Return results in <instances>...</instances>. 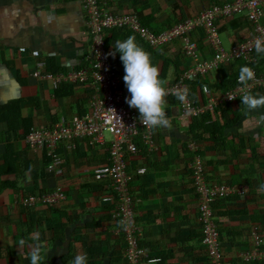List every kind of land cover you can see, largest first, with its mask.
Listing matches in <instances>:
<instances>
[{"label":"crops","instance_id":"obj_1","mask_svg":"<svg viewBox=\"0 0 264 264\" xmlns=\"http://www.w3.org/2000/svg\"><path fill=\"white\" fill-rule=\"evenodd\" d=\"M222 1L100 0L111 11L136 12L154 32ZM81 2L0 0V264H30L25 258L28 249L21 253L16 244L37 233L50 249L45 264H71L77 253H86L88 264H126L121 225L112 217L113 205L102 202L111 191L110 180L98 181L92 174L94 167L107 163L110 135L96 144H88L87 138L61 143V174L47 171L44 152L32 149L25 140L33 127H48L90 108V87L66 80L53 86L51 79L32 75L39 71L55 78L83 67L90 70L92 39ZM216 25L226 49L251 32L244 14L219 18ZM129 35L151 53L167 90L190 64L179 40L156 50L137 34L116 29L108 32L109 52L116 40ZM191 38L200 55L210 58L213 48L201 30L194 29ZM253 56L252 68L264 76V56L256 52ZM111 62L127 90L119 52ZM241 66L249 67V62L231 60L198 76L188 83L190 99L198 104L206 100L203 85L215 96L221 95L239 76ZM252 92L264 94V88ZM166 101L172 129H153V148L137 138L139 150L128 154L127 160L133 176L135 219L142 233L139 244L145 251L142 264H215L201 242L198 199L189 168L194 157L190 142L197 148L207 183L234 185L244 191L212 206L224 254L221 264H264V259L251 256L259 254L251 242L254 231L261 235L264 248V124L259 123L264 108L245 117L242 102L235 101L218 105L212 114L187 117L176 97L169 94ZM139 167L146 170L142 176L135 175ZM57 187L66 197L55 204H21L24 196L53 192Z\"/></svg>","mask_w":264,"mask_h":264},{"label":"built area","instance_id":"obj_2","mask_svg":"<svg viewBox=\"0 0 264 264\" xmlns=\"http://www.w3.org/2000/svg\"><path fill=\"white\" fill-rule=\"evenodd\" d=\"M82 9L87 17V26L91 35V67L71 71L65 77L60 74L54 76L51 73L40 74L34 71V77H47L52 85L58 81H68L77 85H85L91 88L92 97L90 108L82 115H75L69 120H60L51 126L39 128L33 127L25 136L28 145L34 150H41L47 158V171L57 174L63 173V162L58 149L61 143L67 141L88 139V144L105 142V134L110 135L107 161L104 165L94 167L95 180L109 178L111 191L103 196L102 202L113 205L112 217L115 220L125 221L126 227L121 226L124 235L125 248L123 258L126 264H142L144 248L140 246L141 229L138 226L134 204L135 199L130 190L133 176L128 171L130 168L128 154H135L139 147L136 142L140 138L149 148H153L152 130L146 128L139 120V114L134 112L125 102L130 95L121 84L120 75L113 69L109 53L108 32L114 29L137 34L147 46L159 50L162 46L174 40L181 42L183 55L190 62L179 75L176 81L167 91L171 96L173 90L178 87L188 88V83L198 76L212 70H217L224 62L242 60L249 62V67L254 71L255 78L244 89L236 83L219 96L212 94V90L203 85L202 93L206 100L203 103H195L188 96L187 106L178 101L181 113L187 117H198L204 113L215 111V108L223 103L242 100L240 95L244 91L251 92L257 87L264 88V76L257 75L251 64L254 61L253 41L256 37H264V0H223L221 3L202 8L196 15L185 18L165 30L154 32L144 25L139 15L134 11L114 12L104 8L100 0H82ZM236 14H244L251 32L244 40L236 42L226 49L219 37L216 21ZM194 29L202 32L203 38L213 48L210 58H203L191 38ZM38 63V66H41ZM228 95L237 96L236 99H228ZM175 97V96H174ZM189 150L194 153L190 162V177L194 191L198 199L199 222L201 224V242L205 247L208 258L215 264H221L224 254L221 250L218 229L214 222L213 204L219 199L231 195H243L242 187L224 184H209L206 181L204 167L196 152L197 148L190 142ZM146 170L142 167L136 169L135 175L142 176ZM61 187L53 192L38 195H28L21 199V204L26 207L35 202L55 204L66 197ZM121 225V224H120ZM251 242L260 259H264L263 239L255 231L252 233ZM258 248H260L258 250ZM249 258V255H246Z\"/></svg>","mask_w":264,"mask_h":264},{"label":"clouds","instance_id":"obj_3","mask_svg":"<svg viewBox=\"0 0 264 264\" xmlns=\"http://www.w3.org/2000/svg\"><path fill=\"white\" fill-rule=\"evenodd\" d=\"M255 52L258 56H264V37H256L253 41ZM120 53V59L124 66L123 80L130 93L125 102L130 108L137 109L139 120L149 129H172L165 106L166 96L169 92L166 89L165 81L161 79L160 69L153 64L151 53L140 46L134 35H129L124 40H116L113 43V50L107 56L115 58L116 53ZM255 78L254 71L248 66H241L239 70L238 83L247 89L249 82ZM183 105L189 104L188 96L190 90L186 87H178L171 93ZM237 96L228 95V99H236ZM242 97L243 115L256 112L264 108V94L253 93L250 90L244 91ZM259 123L264 124V114L259 116ZM264 188V185H261ZM121 226L126 227L125 221H120ZM31 241V242H29ZM16 246L21 253L28 249L25 258L30 260V264H45L50 252L46 240H41L39 234H33L28 238L18 240ZM71 264H88L86 253H77Z\"/></svg>","mask_w":264,"mask_h":264},{"label":"trees","instance_id":"obj_4","mask_svg":"<svg viewBox=\"0 0 264 264\" xmlns=\"http://www.w3.org/2000/svg\"><path fill=\"white\" fill-rule=\"evenodd\" d=\"M143 24H144V23H143ZM144 25H145V24H144ZM235 83H236V79L234 80L233 83H231V84L229 85V87H228L227 89L224 90V92L227 91V90H229V89H230ZM235 101H241V102H242V100H238V99L235 100ZM235 101H234V102H235ZM228 103H231V102H228ZM13 104H14V103H13ZM223 104H225V103H223ZM205 114H206V113H204V114H202V115H200V116H205ZM200 116H198V117H200ZM6 120H7V119H6ZM8 123H9V126L12 128L13 126L11 125L10 120H8ZM107 163H108V161H107ZM103 165H104V164H103ZM93 169H94V168H93ZM92 174H93V170H92ZM93 177H94V175H93ZM94 179H95V178H94ZM102 180H109V178H105V179H102ZM102 180H101V181H102ZM110 185H111V180H110ZM113 218H114V217H113ZM114 219H115V218H114ZM117 221H119V220H117Z\"/></svg>","mask_w":264,"mask_h":264},{"label":"rangeland","instance_id":"obj_5","mask_svg":"<svg viewBox=\"0 0 264 264\" xmlns=\"http://www.w3.org/2000/svg\"><path fill=\"white\" fill-rule=\"evenodd\" d=\"M105 135H108V133H106Z\"/></svg>","mask_w":264,"mask_h":264},{"label":"bare ground","instance_id":"obj_6","mask_svg":"<svg viewBox=\"0 0 264 264\" xmlns=\"http://www.w3.org/2000/svg\"><path fill=\"white\" fill-rule=\"evenodd\" d=\"M41 128V127H40ZM143 145V144H142Z\"/></svg>","mask_w":264,"mask_h":264}]
</instances>
